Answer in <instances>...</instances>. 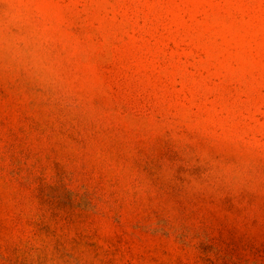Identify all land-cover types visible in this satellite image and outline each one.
I'll return each instance as SVG.
<instances>
[{
    "label": "rangeland",
    "instance_id": "374dc122",
    "mask_svg": "<svg viewBox=\"0 0 264 264\" xmlns=\"http://www.w3.org/2000/svg\"><path fill=\"white\" fill-rule=\"evenodd\" d=\"M0 264H264V0L0 2Z\"/></svg>",
    "mask_w": 264,
    "mask_h": 264
},
{
    "label": "clouds",
    "instance_id": "9594fccd",
    "mask_svg": "<svg viewBox=\"0 0 264 264\" xmlns=\"http://www.w3.org/2000/svg\"><path fill=\"white\" fill-rule=\"evenodd\" d=\"M0 2H3V0H0Z\"/></svg>",
    "mask_w": 264,
    "mask_h": 264
}]
</instances>
